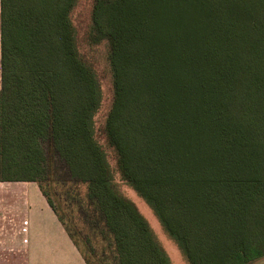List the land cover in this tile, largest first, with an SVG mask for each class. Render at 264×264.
Returning <instances> with one entry per match:
<instances>
[{"label":"trees","instance_id":"1","mask_svg":"<svg viewBox=\"0 0 264 264\" xmlns=\"http://www.w3.org/2000/svg\"><path fill=\"white\" fill-rule=\"evenodd\" d=\"M76 3L1 0L0 180L37 182L86 264H172L96 139ZM90 41L121 177L188 263L264 258V0H94ZM44 182L70 185L60 207Z\"/></svg>","mask_w":264,"mask_h":264},{"label":"crops","instance_id":"2","mask_svg":"<svg viewBox=\"0 0 264 264\" xmlns=\"http://www.w3.org/2000/svg\"><path fill=\"white\" fill-rule=\"evenodd\" d=\"M1 0H0V91ZM85 264L39 184L0 180V264Z\"/></svg>","mask_w":264,"mask_h":264},{"label":"rangeland","instance_id":"3","mask_svg":"<svg viewBox=\"0 0 264 264\" xmlns=\"http://www.w3.org/2000/svg\"><path fill=\"white\" fill-rule=\"evenodd\" d=\"M93 3L94 0H77L74 9L71 12V21L75 29L76 44L78 51L81 57L83 58V60L94 70L100 85L101 102L94 116V128H95L96 139L98 140V142L100 143V145L102 146L103 150L106 153L108 162L113 172V183L116 191L119 194L131 200L139 209L141 214L147 219L157 241L166 251L167 255L170 258L171 263L189 264L184 254L178 247V245L163 228V226L159 222L158 218L156 217L151 207L130 185H128L122 179L121 174L117 167L116 153L107 141L104 129L106 124V119L113 102V75L109 61L108 43L106 41H101L99 43H92L90 41ZM62 177L64 176H63V169L61 167L56 172V178L59 181L64 182L61 179ZM65 186L69 187L70 185L55 184V183L51 185H47L44 182L45 189L48 191L51 199L54 201L57 207L61 206L62 199H64L61 196H63V194L66 192L65 189H62V187ZM79 190L85 191V187H81L79 188ZM51 264H77V263L71 261L67 262L64 260L63 261L54 260L51 262ZM253 264H264V258Z\"/></svg>","mask_w":264,"mask_h":264}]
</instances>
